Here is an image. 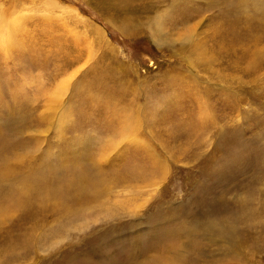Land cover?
<instances>
[{
	"label": "rangeland",
	"instance_id": "obj_1",
	"mask_svg": "<svg viewBox=\"0 0 264 264\" xmlns=\"http://www.w3.org/2000/svg\"><path fill=\"white\" fill-rule=\"evenodd\" d=\"M263 202L264 0H0V264H264Z\"/></svg>",
	"mask_w": 264,
	"mask_h": 264
},
{
	"label": "bare ground",
	"instance_id": "obj_2",
	"mask_svg": "<svg viewBox=\"0 0 264 264\" xmlns=\"http://www.w3.org/2000/svg\"><path fill=\"white\" fill-rule=\"evenodd\" d=\"M211 223L212 222L206 221L204 224H202L200 226L196 223L195 225H193L187 229H185V226L181 225V227H179L176 231H174V233L177 235H180L181 233L186 234L189 238V241L194 245L193 251L200 254V253L204 252V248L202 247L201 242L199 243V242L195 241V239H197V236L199 233H203L205 238H207L210 235H212L216 238V236H221L226 232L225 228L220 227L221 224H220V226H218V224H217L215 226L210 227ZM206 225H208V227ZM234 230H235L234 233L237 234L238 231L235 227H234ZM199 237H203V236L200 235ZM237 239H235V240H237ZM177 248H179V246H176L175 248L173 247V248L166 249L165 250V256H163V259L160 260V263H157V264H184V262H185L184 257L180 254H177V252H178ZM235 251L236 250L233 249V251L229 252V254L233 253Z\"/></svg>",
	"mask_w": 264,
	"mask_h": 264
}]
</instances>
